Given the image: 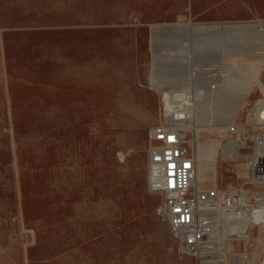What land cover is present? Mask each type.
Listing matches in <instances>:
<instances>
[{
    "label": "rangeland",
    "instance_id": "rangeland-1",
    "mask_svg": "<svg viewBox=\"0 0 264 264\" xmlns=\"http://www.w3.org/2000/svg\"><path fill=\"white\" fill-rule=\"evenodd\" d=\"M262 2L0 0V264H199L155 214L147 132L176 95L223 79L264 87ZM262 99L253 87L225 125L178 127L194 161L197 146L216 149L195 188L249 177L250 141L225 152L224 129L247 128ZM115 105L133 125L114 119ZM250 189L247 199H264V187ZM258 223L227 238L228 256L264 264Z\"/></svg>",
    "mask_w": 264,
    "mask_h": 264
},
{
    "label": "built area",
    "instance_id": "built-area-1",
    "mask_svg": "<svg viewBox=\"0 0 264 264\" xmlns=\"http://www.w3.org/2000/svg\"><path fill=\"white\" fill-rule=\"evenodd\" d=\"M252 106L247 128L232 122L224 129L226 142H233L237 150L246 147L247 141L252 146V154L245 164L249 177L238 188L228 191L192 186L195 162L177 126L163 120L147 132L146 188L159 196L155 214L167 225L177 243L176 251L181 255L197 258L196 253L205 246V237L211 234V217L216 213L231 215L238 222L242 219V209L249 216L255 213V207L264 211V199L250 201L245 194L254 186L264 187V120L252 115ZM242 192H245L244 198Z\"/></svg>",
    "mask_w": 264,
    "mask_h": 264
},
{
    "label": "bare ground",
    "instance_id": "bare-ground-1",
    "mask_svg": "<svg viewBox=\"0 0 264 264\" xmlns=\"http://www.w3.org/2000/svg\"><path fill=\"white\" fill-rule=\"evenodd\" d=\"M171 27L175 28V26ZM185 27L188 28V26L186 25H182V27L180 26L181 29ZM189 27L194 30L197 28L203 31L206 30V27H210L211 29L213 27L214 29L226 28L225 25H204L195 27L189 25ZM156 29L157 28H153V30ZM204 74L206 75V72ZM217 82H221L216 85L217 87L204 86L202 92H199L198 90L193 91L194 94L192 95V97L189 95V93L186 92V95L184 96H174L176 97V99L170 102V108H167L168 110L166 112L167 114L164 120H166L167 123H170L172 125L174 124L177 127H187L188 129L190 128L193 130L195 127H198L197 123H199V121L206 122L209 123L208 125H210V127L213 126V128L216 129L220 126L225 125V123H227L229 119L235 115V113L238 111L239 106H241V104L245 102V98L248 96V92L251 88L257 87L264 96V87L260 83V81L256 79H250L246 81H232L223 79L222 81ZM177 106H183V109H180ZM115 109L117 115L115 114L116 118L114 119L116 121H118L119 123L121 121L123 123H127L129 121L132 122L122 112H120V108L116 105ZM252 111V115H256L260 119L264 120V100L262 99L258 101L255 106H253ZM248 120L251 123V120L249 118ZM131 124L133 125V122ZM235 146L236 145L233 142H228V144L225 146V152L230 149L232 151V155H234ZM214 147L215 146L212 147L208 145H201L200 147L197 146V148H195V161L193 159L195 165L192 172L193 181L191 182L193 187H196L199 182L210 179L209 173L213 172V161L216 156V149ZM228 190H231V188H229ZM244 193L245 192L241 193L243 198ZM257 199L262 200V198ZM245 210L246 209H242V219L238 222H236L231 215L223 216L220 213H216L215 216L211 217V234H208L205 237L206 243L204 248L196 253L199 264H208L207 261H204V258H201V255L204 253H208L209 257H211V260H213L211 264H228L229 262L235 260L241 261L243 264H250V262L245 261L244 257L233 259V256H228L229 252L227 248L228 237L234 236L241 239V237H243V233L245 234L246 232L248 223H258L261 219L262 222H264V211H262V209L257 208L252 216H249L248 212ZM208 244H210V247L207 246Z\"/></svg>",
    "mask_w": 264,
    "mask_h": 264
},
{
    "label": "water",
    "instance_id": "water-1",
    "mask_svg": "<svg viewBox=\"0 0 264 264\" xmlns=\"http://www.w3.org/2000/svg\"><path fill=\"white\" fill-rule=\"evenodd\" d=\"M248 22H250V21H248ZM226 23H229V22H226ZM208 28H210V27H206L205 29L207 30Z\"/></svg>",
    "mask_w": 264,
    "mask_h": 264
},
{
    "label": "crops",
    "instance_id": "crops-1",
    "mask_svg": "<svg viewBox=\"0 0 264 264\" xmlns=\"http://www.w3.org/2000/svg\"><path fill=\"white\" fill-rule=\"evenodd\" d=\"M262 1L264 2V0H262ZM263 2H262V3H263ZM262 7H264L263 4H262Z\"/></svg>",
    "mask_w": 264,
    "mask_h": 264
}]
</instances>
